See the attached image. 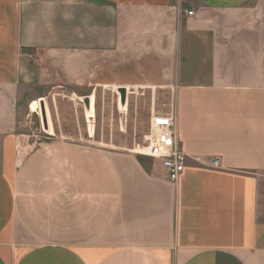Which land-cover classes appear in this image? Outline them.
<instances>
[{"label": "crops", "instance_id": "obj_1", "mask_svg": "<svg viewBox=\"0 0 264 264\" xmlns=\"http://www.w3.org/2000/svg\"><path fill=\"white\" fill-rule=\"evenodd\" d=\"M183 1L0 0V264H264V32L250 0ZM104 67L174 92L177 183L24 129L55 76Z\"/></svg>", "mask_w": 264, "mask_h": 264}, {"label": "rangeland", "instance_id": "obj_2", "mask_svg": "<svg viewBox=\"0 0 264 264\" xmlns=\"http://www.w3.org/2000/svg\"><path fill=\"white\" fill-rule=\"evenodd\" d=\"M185 3L197 7L193 1ZM243 9L246 18L254 15L258 20L254 28L264 32V0H250ZM109 70L104 67L101 75L87 77L85 85L77 77L68 81L55 76L44 89L45 97L34 100L39 115L28 108L24 129L38 140L55 136L114 150L141 147L152 118L168 117L172 112L174 92L149 82L135 86L136 81L117 79ZM94 82L99 84L91 85ZM44 93L40 90L38 94Z\"/></svg>", "mask_w": 264, "mask_h": 264}, {"label": "built area", "instance_id": "obj_3", "mask_svg": "<svg viewBox=\"0 0 264 264\" xmlns=\"http://www.w3.org/2000/svg\"><path fill=\"white\" fill-rule=\"evenodd\" d=\"M186 14L191 16L192 12ZM134 151L144 157L158 160L171 183H177L184 171L187 156L179 149L176 123L171 113L168 117L152 118L142 146H138Z\"/></svg>", "mask_w": 264, "mask_h": 264}, {"label": "water", "instance_id": "obj_4", "mask_svg": "<svg viewBox=\"0 0 264 264\" xmlns=\"http://www.w3.org/2000/svg\"><path fill=\"white\" fill-rule=\"evenodd\" d=\"M42 119L45 120V114H44V113H43V115H42Z\"/></svg>", "mask_w": 264, "mask_h": 264}, {"label": "bare ground", "instance_id": "obj_5", "mask_svg": "<svg viewBox=\"0 0 264 264\" xmlns=\"http://www.w3.org/2000/svg\"><path fill=\"white\" fill-rule=\"evenodd\" d=\"M37 115H39V111H37V113H36ZM88 116H90L89 114H88Z\"/></svg>", "mask_w": 264, "mask_h": 264}]
</instances>
